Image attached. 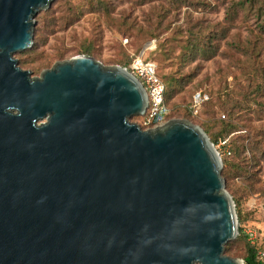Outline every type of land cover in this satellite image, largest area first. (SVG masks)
I'll list each match as a JSON object with an SVG mask.
<instances>
[{
    "label": "water",
    "instance_id": "water-1",
    "mask_svg": "<svg viewBox=\"0 0 264 264\" xmlns=\"http://www.w3.org/2000/svg\"><path fill=\"white\" fill-rule=\"evenodd\" d=\"M52 1L0 0V264H243L224 253L237 218L203 130L131 122L147 96L126 67L18 65Z\"/></svg>",
    "mask_w": 264,
    "mask_h": 264
},
{
    "label": "rangeland",
    "instance_id": "rangeland-1",
    "mask_svg": "<svg viewBox=\"0 0 264 264\" xmlns=\"http://www.w3.org/2000/svg\"><path fill=\"white\" fill-rule=\"evenodd\" d=\"M35 22L33 47L14 53L31 77L87 47L103 66L125 68L141 52L155 63L167 119L198 126L221 158L237 218L224 253L244 264V229L264 227V0H53ZM196 91L209 100L192 114Z\"/></svg>",
    "mask_w": 264,
    "mask_h": 264
},
{
    "label": "built area",
    "instance_id": "built-area-1",
    "mask_svg": "<svg viewBox=\"0 0 264 264\" xmlns=\"http://www.w3.org/2000/svg\"><path fill=\"white\" fill-rule=\"evenodd\" d=\"M149 47L146 45L145 48H152V46ZM142 54L141 52L138 57L133 59L128 70L139 79L147 96V106L145 112L139 116L140 121L138 124L142 128H151L163 124L167 120L170 111L164 99L165 86L156 75L155 63L144 60ZM207 100L208 95L206 93L202 91L194 92L190 112L195 114L201 104ZM244 234L251 245H256L261 239H264V227L261 230L246 227ZM257 257L264 263V247L258 250Z\"/></svg>",
    "mask_w": 264,
    "mask_h": 264
},
{
    "label": "trees",
    "instance_id": "trees-1",
    "mask_svg": "<svg viewBox=\"0 0 264 264\" xmlns=\"http://www.w3.org/2000/svg\"><path fill=\"white\" fill-rule=\"evenodd\" d=\"M38 15V14H37ZM36 15V16H37ZM36 18V17H35ZM33 45L34 44H32V46L31 47H33ZM83 53L84 54H87L88 56H90L91 54H93V50L90 48V47H87V48H84L83 50ZM59 57L58 58H62V54H60V55H58ZM129 66H130V64L126 67L127 69H129ZM157 69V68H156ZM156 75L162 80V82L164 83V81H163V79L157 74V71H156ZM164 86H165V92H164V99H165V103H166V105H167V102H166V84L164 83ZM205 93V92H204ZM207 94V93H206ZM208 95V94H207ZM208 98H209V96H208ZM209 100V99H208ZM207 100V101H208ZM207 101H204L202 104H204L205 102H207ZM191 102H192V100H191ZM202 104H201V106H202ZM199 111L197 110V112L196 113H198ZM191 113V112H190ZM170 114V113H169ZM169 114H168V116H169ZM168 116H167V118H168ZM231 125H229V124H226V125H224L223 126V128L217 133V136H220V135H222V133H224V132H227V133H229V132H231ZM227 128H229L228 130H227ZM251 175V174H250ZM250 177V176H249ZM247 179V178H246ZM256 181V180H255ZM254 180H250L249 181V184H248V186L250 187V189L253 191H255L256 189H255V187H254V182H255ZM263 228V227H262ZM238 230H239V236H240V234H242L243 232H242V228H238ZM244 235V234H243ZM261 240H263V241H261ZM256 245H251L249 242H247V244H246V254H245V256L243 257V260H244V264H264L258 257H257V252H258V250L259 249H262L263 247H264V239H261ZM228 244V242L225 244V245H227Z\"/></svg>",
    "mask_w": 264,
    "mask_h": 264
},
{
    "label": "bare ground",
    "instance_id": "bare-ground-1",
    "mask_svg": "<svg viewBox=\"0 0 264 264\" xmlns=\"http://www.w3.org/2000/svg\"><path fill=\"white\" fill-rule=\"evenodd\" d=\"M150 47H151V46H150ZM150 47H149V48H150Z\"/></svg>",
    "mask_w": 264,
    "mask_h": 264
}]
</instances>
